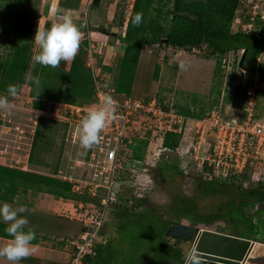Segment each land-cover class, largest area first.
Returning <instances> with one entry per match:
<instances>
[{"label":"rangeland","instance_id":"374dc122","mask_svg":"<svg viewBox=\"0 0 264 264\" xmlns=\"http://www.w3.org/2000/svg\"><path fill=\"white\" fill-rule=\"evenodd\" d=\"M87 1L84 0L83 11L80 12L84 21V26L80 31L81 41L88 39L89 65L94 76L96 75L95 78L98 80L103 78L104 83L110 86L118 74L119 57L123 52L121 43L117 42L114 35L124 32V27L119 24L118 15L124 10V6L127 12H130L134 0H93L90 9L85 13L84 8L86 4L88 5ZM111 4L115 6L112 7ZM128 15L129 13H127ZM93 30L108 32L109 43L115 46L110 52L113 59L115 58L113 66H110L114 71L112 76L103 68L101 73L97 69L98 66L97 68L94 67V62L96 61L98 64L101 56L95 47V50H93V46L91 47L93 40L95 43L99 41L97 39L90 40L88 34ZM231 31L233 33L254 31L264 37V0H241L234 14ZM242 53L243 50L229 52L221 58L218 55H211L210 50L204 44L200 47L183 49L164 43L146 46L143 62L137 66L135 87L132 89L131 95L156 97L160 103L169 109H182L203 114L217 107L221 108L224 114L238 116L240 112H238V108L234 107L233 100L235 98V102L242 108L244 104L246 105L244 103L245 90L251 89L254 91L256 117L264 121V84L258 83L256 74L239 65ZM220 58L222 70L220 74H217L216 67ZM258 60L264 61V46ZM181 62L185 65L183 69L179 66ZM69 63L67 61V67ZM0 97H6L10 106V111L0 110V165L8 167L13 164L9 160L11 158L6 159V156L2 155L6 143L10 144V154L14 147L19 145V153L21 156L27 157L24 158L25 162L30 158L37 125L42 119L38 145L41 146L40 152L42 154L46 152L42 148L44 145L50 148V153H46L43 157V161L50 168L46 172L73 183L75 191L77 190L76 186H78L80 188L77 190L79 193H88L90 196L96 197L99 200L97 203L99 204L97 205L98 210L104 211L108 205L106 207L100 205L101 199L106 196L103 189L100 188L94 195L87 186H83L84 182L88 183L92 178V176L90 177L91 172L85 170L86 164L84 162L87 160L89 150L80 147L78 135L76 142L73 141L72 135L76 132L77 126L76 123L71 125L69 119L72 121V116L66 112L64 106L54 105V103L61 102L49 101L46 110L35 109L33 100L28 95L27 85L21 94L15 97L3 92H0ZM135 126L139 127L140 123H135ZM157 132L149 131L147 134L145 129H140L133 140L125 145L123 150L125 158L123 160L129 166L133 164L136 169L137 185L144 187L143 190L139 189L137 192L133 190L135 195L130 192L135 197L137 195L133 200L143 199V201H147L148 199L153 201V197L164 196L168 201L169 193L163 189L166 185L168 188L171 187V215L168 211L169 205H167L163 209L164 212L162 211L163 215L150 211L142 212L143 214L139 215L130 213L128 218H122L120 223L111 226L114 251L123 252L124 247L128 245L130 248L128 254H132V257L128 258L136 259V262L129 260L128 264L144 262L150 264L157 256L163 241L165 244L167 242L165 238L167 239L168 235L165 232L164 218L162 217L171 219V223L174 220L187 223L195 222L203 228L219 230V232L222 230L242 233L245 226L239 221L244 218L240 211L241 206H244L245 217L251 223L252 229L249 228L248 230L252 231L254 236L264 240V212H262L264 208L261 206L262 201L255 200L253 194L254 192H264V187L255 182L245 187V184L243 185L237 177L227 180L207 179L202 175L201 164L191 156L190 159H185L186 162L178 160L179 170L176 172L171 170L170 173L167 171L168 167L173 165L178 158L173 153L165 158L164 154L167 153L163 146L165 135L163 132ZM145 137L147 144L143 145ZM67 138H70V141L67 142ZM197 139L195 136H189L183 140L180 135L182 148L195 143ZM206 149L207 145L203 143L201 150L206 151ZM78 158L81 163L80 166L76 167ZM186 165L188 172H184L183 169ZM162 167L163 169H161ZM32 168H35V165L32 164ZM158 178L162 183H159ZM146 186L148 189L145 188ZM128 204L130 203L128 202ZM133 204L135 207H140L134 201ZM144 205L147 206V202ZM97 212H94L93 216L91 215L92 218ZM234 217L238 219L235 225L233 223ZM114 251L111 255L114 254ZM150 252L155 255L152 254L148 260L142 259V253Z\"/></svg>","mask_w":264,"mask_h":264},{"label":"trees","instance_id":"16d2710c","mask_svg":"<svg viewBox=\"0 0 264 264\" xmlns=\"http://www.w3.org/2000/svg\"><path fill=\"white\" fill-rule=\"evenodd\" d=\"M240 2L241 0H134L130 12H127L124 6V10L118 16L121 27H124L126 22L125 30L114 34L124 44V47L121 61L118 64V74L110 87H113L117 94L130 96L141 51L146 46L159 43L180 49L200 47L204 44L210 50L211 55H218L221 58L229 52L243 50L242 55H245L243 67L258 76L259 84H264V61L258 60L264 46V37L254 31L235 33L231 31L234 14ZM26 9L24 7L18 16L16 30L30 26V22L24 15ZM137 12L143 13V19L139 25H133L131 21ZM127 13H129L128 18H126ZM50 27V23L47 22L44 30ZM37 28V22L34 21L29 32L21 31L18 34L19 40L8 55L0 57V92L9 94L8 86L16 85L19 87L18 93H21L23 87L27 85L28 95L33 100V107L39 110H46L49 101L78 105L94 103L96 100L95 76L89 65L88 39H82L78 53L68 67L67 61H61L60 66L56 68L42 66L31 60L32 55L39 52L33 41ZM221 58L216 67L217 74H220L222 70ZM31 77L39 78V87L33 83ZM246 91L244 103L247 96ZM233 103L238 109L245 108V104L241 108L235 102V98ZM178 111L196 117L206 114H196L182 109ZM41 128L42 119L37 125L30 154L31 162L35 157ZM146 139L145 137L143 145L147 144ZM179 142V133L168 132L164 136L163 146L175 148ZM179 168L178 162L171 165V170L175 172ZM243 177L246 178L247 175ZM18 178L25 179L57 197L99 203L96 197L75 191L74 184L69 181L52 175H37L0 165V187L13 184ZM253 194L255 200L264 202V192ZM142 201L143 199L136 200L137 204ZM240 211L246 212L244 206L240 207ZM246 231L243 235L246 233L248 236H253L249 230L246 229ZM88 259L91 257H88L87 261Z\"/></svg>","mask_w":264,"mask_h":264},{"label":"built area","instance_id":"2783aa9c","mask_svg":"<svg viewBox=\"0 0 264 264\" xmlns=\"http://www.w3.org/2000/svg\"><path fill=\"white\" fill-rule=\"evenodd\" d=\"M92 2L93 0H88V4ZM246 95L245 108L238 110L240 112L238 116L224 114L221 108L215 107L206 114L196 117L173 108H166L156 97L117 94L113 87L104 83L103 79L95 78L94 103L54 105L64 106L66 112L72 116L73 120L69 119L71 125L76 123L78 127L90 109L102 106L105 96L114 99V118L107 123L102 131L100 143L89 149L87 160L84 161L85 170L91 172L92 178L90 182H84L83 186H87L94 195L102 188L106 196L101 199L100 205L106 207L112 202L127 201V196H131V199L136 198L137 195L135 197L130 192L134 194L133 190L137 192L144 189L137 185L136 169L133 164L129 166L123 160L125 145L133 140L140 129H145L147 134L149 131L163 132L164 135L176 132L183 140L189 136L198 138L195 143L184 148L181 146L182 142L175 148L164 147L167 150L165 158L171 153L177 156L178 159L173 164L178 160L186 162L185 159H190L191 156L201 164L202 175L207 179L227 180L237 177L245 187L253 182L264 187V121L256 117L254 91L247 89ZM135 123H140V126H135ZM72 139L76 142V132L73 133ZM66 141H70V138ZM203 143L207 145L206 151L201 150ZM4 145L2 155L6 156L10 154L11 149L9 143ZM19 150L20 146L16 145L11 154L17 155ZM76 162V167L80 166L79 158ZM187 165L183 167L184 172H188ZM244 175L247 177L244 178ZM76 187L80 190L78 186ZM145 188L148 189V186ZM103 223L104 211L101 210L95 219L87 222L79 236L71 241L73 250L69 264H86L88 257L93 258L98 254L99 248L106 243L101 234Z\"/></svg>","mask_w":264,"mask_h":264},{"label":"crops","instance_id":"0c3cea01","mask_svg":"<svg viewBox=\"0 0 264 264\" xmlns=\"http://www.w3.org/2000/svg\"><path fill=\"white\" fill-rule=\"evenodd\" d=\"M83 3L84 0H0V57H6V55H8L11 48L16 45L19 40L18 34L21 33V31L29 32L34 21L37 22L38 30H44L47 22H49L51 26L53 24L61 23L64 15L67 14L72 17L73 22L79 26L81 31L84 26V21L82 20L80 13L83 11ZM91 4H86L84 8L85 13L90 9ZM111 6L114 7L115 5L111 4ZM24 7L27 8L24 15L28 19V22H30V26L28 28L24 27L23 29L20 28L19 30H16L18 25L17 21L19 20L18 16ZM125 27L126 22L124 30ZM88 35L91 41L93 39L99 40L98 42L96 41L97 43H95L94 40L93 42L90 41L93 50H95V47L96 51L99 52L98 54L101 56L98 64H96V61L94 62V67L97 68L98 66L97 69L99 71L103 68L110 73V76H112L114 71L110 66H113L115 58L113 59L112 53L110 52H112L111 50L115 46L112 43H109L108 32L93 30ZM116 40L121 43L123 50L124 44L119 39L116 38ZM37 46L38 45H36V49L38 50L39 46ZM121 56L119 57L120 61ZM143 59L144 49L141 51L138 65L140 62H143ZM69 62H71V60H69ZM136 75L132 89L135 87ZM19 94L21 93H18V95ZM42 148L46 151L45 154L40 152L41 146L38 145L32 162L30 158L25 162L24 158L27 157L21 156L20 153L17 155H6V159L8 157L11 158L9 160L13 163L8 167L37 175H49L46 171L50 168L46 165L45 161H43V157L46 153H50V148L47 145H44ZM17 157L19 158L18 161H16ZM32 164L35 165V168H32ZM161 169H163V167ZM167 171H170L171 173V165L168 167ZM160 178H158L160 181L159 183H162V178L161 180ZM163 189L169 193V198H167L168 201H166L164 196H157L153 197V201L147 199V201L145 200L137 204L136 200H133L134 198L131 199V196H127V201L110 203L104 209V223L101 228V234L105 238L106 243L102 245L95 257L88 259L86 264H128L129 260L131 262H136V259L128 258L132 257V254H128L130 249L128 245L127 247H124L123 252L120 251L119 253L114 251L111 226L120 223L119 221L122 218H128L130 213L139 215L143 214L142 212L154 211L162 214V211L164 212L163 209H165L167 205H169L168 211L171 215V187L168 188V186L166 187V185H164ZM133 201L140 207H135ZM4 202L10 203L13 206L26 205L30 211L23 214L27 216L29 221L28 225L25 226V230L32 229L36 233V239L32 242L31 254L20 261L19 264H68L73 246L71 241L79 236L84 230L87 222L95 219L100 211L98 210L99 207H97L99 204H89L85 201L57 197L52 193L42 190L38 186L32 185L29 181L19 178L15 179L13 184L10 183L4 187H0V203ZM128 202L130 204H128ZM146 202L147 206L144 205ZM132 206L134 207L131 208ZM96 211H98L97 214L92 218ZM162 218H164L166 232L167 227L171 225V219L167 217ZM6 226L5 223H0V246L11 243V238L5 232ZM249 228L252 229V227ZM244 231H246V228ZM220 232L264 241L262 238L256 237L252 233L251 235L253 236H248L246 233L243 235V232L233 233L222 230H220ZM165 240H167L166 244L165 241H163L164 243L158 251L157 256L154 257V260L151 261L150 264H159L166 259L177 258L176 256H179L178 251H171V239L167 237ZM111 245L113 246L110 247ZM112 251H114L113 255H111ZM142 254V259L148 260L154 253L150 252ZM0 264H11V262L0 257ZM141 264H145V262Z\"/></svg>","mask_w":264,"mask_h":264},{"label":"clouds","instance_id":"9594fccd","mask_svg":"<svg viewBox=\"0 0 264 264\" xmlns=\"http://www.w3.org/2000/svg\"><path fill=\"white\" fill-rule=\"evenodd\" d=\"M143 13L137 12L132 18L133 25L142 22ZM33 41L39 46V52L34 53L31 60L42 66L56 68L61 61L72 60L78 53L81 32L70 15H64L61 23L53 24L47 30L36 31ZM180 68L185 67L180 63ZM39 87L38 77L30 78ZM19 87L8 86V93L15 97ZM115 101L111 96H105L102 106L90 109L81 124L77 127L79 145L82 149L89 150L100 143L101 134L107 123L113 119V105ZM0 110L10 111L9 101L6 97H0ZM30 210L26 205L13 206L10 203H0V223L7 226L5 232L11 238V243L0 246V257L7 259L11 264H19L28 257L32 251V242L36 239V233L32 229L25 230L29 221L26 215ZM194 264L191 254L185 256L184 264Z\"/></svg>","mask_w":264,"mask_h":264},{"label":"water","instance_id":"95a60500","mask_svg":"<svg viewBox=\"0 0 264 264\" xmlns=\"http://www.w3.org/2000/svg\"><path fill=\"white\" fill-rule=\"evenodd\" d=\"M244 57L243 54L239 64L242 67ZM166 232L182 256L166 259L159 264H184L188 254H191L194 264H264V241L261 240L182 221L171 223Z\"/></svg>","mask_w":264,"mask_h":264},{"label":"flooded vegetation","instance_id":"af4514ba","mask_svg":"<svg viewBox=\"0 0 264 264\" xmlns=\"http://www.w3.org/2000/svg\"><path fill=\"white\" fill-rule=\"evenodd\" d=\"M263 208H264V202L262 201V205H261ZM241 214H242V216L244 217V218H242V219H240L239 221H241L243 224H244V226H245V228L246 229H248L250 226H251V223H250V221L248 220V219H246V217H245V212H241ZM236 217L238 218V216L236 215ZM236 217H234V219H233V223H234V225L235 224H237V218ZM177 221H180V220H174L173 222H177ZM172 222V223H173ZM183 222V221H182ZM189 223V222H188ZM192 223H195V222H192ZM195 224H197V223H195ZM198 225V224H197ZM199 226V225H198ZM237 232V231H236ZM171 243H173L172 241H171ZM176 248L173 246V244H171V251H175V252H177L176 250H178V249H176ZM178 253H179V255H181V251L180 250H178ZM176 257H178V256H176Z\"/></svg>","mask_w":264,"mask_h":264}]
</instances>
